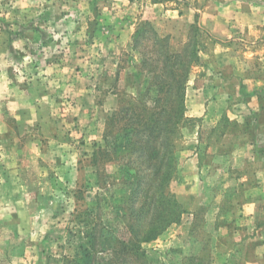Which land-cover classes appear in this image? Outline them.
I'll return each mask as SVG.
<instances>
[{
	"label": "rangeland",
	"instance_id": "1",
	"mask_svg": "<svg viewBox=\"0 0 264 264\" xmlns=\"http://www.w3.org/2000/svg\"><path fill=\"white\" fill-rule=\"evenodd\" d=\"M0 264H264V0H0Z\"/></svg>",
	"mask_w": 264,
	"mask_h": 264
},
{
	"label": "trees",
	"instance_id": "2",
	"mask_svg": "<svg viewBox=\"0 0 264 264\" xmlns=\"http://www.w3.org/2000/svg\"><path fill=\"white\" fill-rule=\"evenodd\" d=\"M165 55H166L165 56L166 60L173 59L175 63L179 62L178 64L185 66L184 65L185 62L183 61V59L179 60V58H183V55L179 53L165 54ZM184 56H186L185 58L188 57V55H184ZM193 57L197 58V55L193 54ZM191 58H189L187 66L181 69L183 72L181 73V75L179 74L180 79L177 82V84H174L171 87L168 86V84H164L163 86L160 87V90L164 91L166 95L160 96L157 99L159 102H161V104L158 105L159 110L156 111L154 107L144 104L142 110L145 111L146 113H143V116L138 115L137 118H140L138 120L131 117L128 123L125 124L126 134H131L132 140L135 138V140L133 142H130V144L132 145L135 144L136 146H138V144L139 146L143 145V143L145 144L146 147L145 150H147L146 160L151 164L152 163L156 164L157 171H155V173L161 176L162 181L168 179L172 173L171 161L172 158L174 157L172 155L174 146H173L171 134L173 135L177 122L184 114V90L186 83L185 78L189 74L190 67L194 64L192 63L193 59ZM168 72L174 76H177L176 72H178V70L172 69V70H168ZM169 88L173 89L174 92L168 91ZM168 92H170L172 95ZM145 139H147L146 142L144 141ZM157 139H162L161 146H163V149H158L159 145L157 144ZM105 152L107 151L99 149V151L94 152L93 156H97L98 154H103ZM162 184L163 183L161 184L158 183V186L159 185L162 186ZM180 214L181 213L179 212V215ZM96 229H97V225L92 224L91 231L94 233ZM157 234L158 232L155 234L153 233V235H150L148 239L156 236ZM89 243H90L89 245L90 254L91 256L94 255V258L97 257L96 255L98 252L99 253L103 252V250L96 248L94 241L92 239ZM110 251L116 252L117 247L111 248Z\"/></svg>",
	"mask_w": 264,
	"mask_h": 264
}]
</instances>
